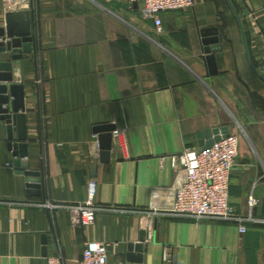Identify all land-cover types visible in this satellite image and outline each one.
<instances>
[{
  "label": "crops",
  "instance_id": "obj_1",
  "mask_svg": "<svg viewBox=\"0 0 264 264\" xmlns=\"http://www.w3.org/2000/svg\"><path fill=\"white\" fill-rule=\"evenodd\" d=\"M16 1L5 11L0 0V29L7 14L30 13L34 50L11 62L12 84L24 88L22 161L41 189L28 193L0 120V264H78L91 243L108 245V264H129L142 233V264H264V0H228L243 36L225 0L161 13L159 31L126 3ZM212 29L214 74L201 34ZM105 124L122 131L124 147L113 140L101 163L94 130ZM221 129L239 142L228 203L254 221L171 214L179 181L169 156ZM90 180L100 208L92 225L74 228L65 210L42 206L83 202Z\"/></svg>",
  "mask_w": 264,
  "mask_h": 264
},
{
  "label": "built area",
  "instance_id": "obj_2",
  "mask_svg": "<svg viewBox=\"0 0 264 264\" xmlns=\"http://www.w3.org/2000/svg\"><path fill=\"white\" fill-rule=\"evenodd\" d=\"M105 2H121L135 5L143 2L141 14L154 22L159 31L160 14L169 11H179L191 8L194 0H103ZM16 0H2L5 11L16 5ZM112 141L124 147L121 130L115 128L111 133ZM239 154V142L235 135H229L214 142L206 150L201 148L186 150L177 155L169 156L170 167L176 172L179 184L175 190L171 214L196 221L214 220L224 222L248 223L254 221L249 214L246 217L237 216L228 203L230 176L235 168ZM96 184L87 182L86 197L76 204L42 206L53 209L60 208L67 212L70 225L86 227L94 223L96 212L100 209L95 202ZM248 208L251 210L256 201L248 198ZM239 234H244L246 228L241 225ZM108 245L103 243L87 244L81 254L78 264H108ZM47 264H62L59 256L47 259Z\"/></svg>",
  "mask_w": 264,
  "mask_h": 264
},
{
  "label": "water",
  "instance_id": "obj_3",
  "mask_svg": "<svg viewBox=\"0 0 264 264\" xmlns=\"http://www.w3.org/2000/svg\"><path fill=\"white\" fill-rule=\"evenodd\" d=\"M231 9L235 20L241 30L242 25L240 19L236 15L233 7L225 0ZM134 6L143 8V2L139 1ZM30 13L18 12L9 13L6 16L7 26L0 29V120L7 125L6 130L10 144L9 149L15 160L14 166L27 169L28 165L22 161L27 157V145L24 143L25 138V117L24 112V88L22 85L12 84V66L11 62L21 59L22 54L33 52V40L30 36ZM205 46L204 52L207 54L206 64L210 74L215 73L213 53L221 48L218 44L217 30H205L201 32ZM244 40V39H243ZM245 59L250 69L255 72L247 50H245ZM115 127L110 124L101 125L95 128L94 132L98 135L99 159L101 163L109 161L110 151L112 149L111 133ZM228 136L226 129L207 130L199 135V148L206 150L212 146L214 142H218L221 138ZM27 178V187L30 194H38L41 189V174L24 172ZM145 242V233H142L137 244H129L127 247L129 264H142L144 262L142 253L144 252L143 243Z\"/></svg>",
  "mask_w": 264,
  "mask_h": 264
}]
</instances>
